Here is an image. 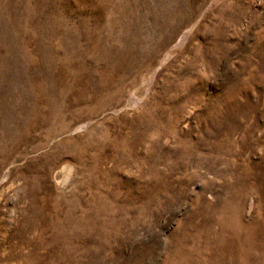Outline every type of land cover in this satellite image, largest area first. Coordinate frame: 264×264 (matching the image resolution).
<instances>
[{"label":"rangeland","instance_id":"1","mask_svg":"<svg viewBox=\"0 0 264 264\" xmlns=\"http://www.w3.org/2000/svg\"><path fill=\"white\" fill-rule=\"evenodd\" d=\"M0 264H264V0H0Z\"/></svg>","mask_w":264,"mask_h":264},{"label":"bare ground","instance_id":"2","mask_svg":"<svg viewBox=\"0 0 264 264\" xmlns=\"http://www.w3.org/2000/svg\"><path fill=\"white\" fill-rule=\"evenodd\" d=\"M67 167H68V166L65 165L63 169H61V170H59V171L57 172V178H62V177H64V175H65L66 172H67Z\"/></svg>","mask_w":264,"mask_h":264}]
</instances>
